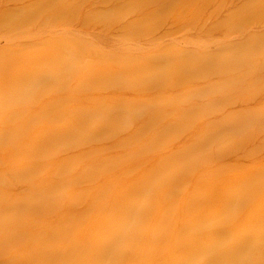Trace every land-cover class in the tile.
Listing matches in <instances>:
<instances>
[{
  "label": "rangeland",
  "instance_id": "1",
  "mask_svg": "<svg viewBox=\"0 0 264 264\" xmlns=\"http://www.w3.org/2000/svg\"><path fill=\"white\" fill-rule=\"evenodd\" d=\"M21 1L0 12V264H90V232L106 237L113 221L137 236V253L115 264H148L198 218L206 178L225 186L256 170L264 179V0H139L140 19L124 29L117 24L135 19L130 5L104 13L90 0ZM73 33L104 40L76 53L61 41ZM198 33L199 43L185 44ZM132 96L146 97L126 101ZM62 127L74 136L16 178L27 141ZM185 157L177 170H160ZM16 238L22 243L7 241Z\"/></svg>",
  "mask_w": 264,
  "mask_h": 264
},
{
  "label": "bare ground",
  "instance_id": "2",
  "mask_svg": "<svg viewBox=\"0 0 264 264\" xmlns=\"http://www.w3.org/2000/svg\"><path fill=\"white\" fill-rule=\"evenodd\" d=\"M20 1L21 0H0V12L2 14L12 12L13 9L9 8V6ZM20 4L23 16L17 18V21H19L20 26H24L28 21V12H26L27 10L24 7L29 4L25 5L22 1ZM129 5L133 9L132 16L135 19L118 23V29L134 26L140 19L142 4L139 0H90L89 3L91 9L101 8L104 13L115 12ZM148 14L149 12L145 13V15ZM1 18L5 19L4 16ZM9 19H11V17ZM216 30L217 26L211 25L208 28H203L201 31L203 33L202 35L204 36L206 34L204 37H207ZM26 34H29V32ZM199 34L200 33H198V36L196 34L198 38L190 39L191 41H187L185 44L194 46L199 43L198 41L204 38L203 36H199ZM105 36L108 37V35ZM110 38L109 36V39ZM12 39L13 37L11 36H4V40L7 44H12ZM103 40L104 39L101 40L100 36L97 35H90V40L82 39L76 36V33H73V35L68 38H61V41L66 42V45L74 44L76 48L80 47V50L76 49V53H84L85 47H92L95 45L93 42H97L98 44V42ZM104 42L106 44L107 41ZM183 50L184 53L189 52L187 47H184ZM1 51L2 50H0V52ZM71 57H73V55H71ZM58 61L60 63L63 62L62 59ZM128 71L130 72L129 74L135 75L139 73V68H130ZM109 72L113 73L114 71L112 72L110 70ZM124 74L126 73L124 72ZM259 74H263L264 76V71H259ZM260 77H262V75H260ZM218 81L220 80L218 79ZM213 84L212 81L208 82V86ZM162 90L163 89L159 88L157 92L161 93L160 91ZM183 92L184 91L181 93ZM147 94L148 96L156 95L151 93ZM143 97L132 96L126 99V101L135 102ZM60 99L61 98H56V100ZM221 100L223 99L220 96L214 99H208L205 103H195L187 110L178 112L177 115L187 116L192 111L199 109L207 110L209 106H215L219 102H222ZM240 111L249 113L252 111V107L241 109ZM212 119V123H216L220 119V116H214ZM46 130L41 140L32 138L27 141V147H23V150L17 153V159L14 161V168L18 171L16 173V178L25 179V176L27 177V173L30 170L29 167L31 163L33 168L36 169L44 166L47 161L45 160V155L52 150L58 149V145L67 142L66 139L68 137L72 138L75 133L74 130H67L63 127L55 131L49 129V131H53L55 134H50L48 129ZM18 147L21 146H17V148ZM31 157L32 159H30ZM66 160L67 158L61 159V161ZM171 161L172 162L164 165L160 170L165 171L172 165L173 168L177 170L188 161V158H176ZM7 170L10 172V168H7ZM246 171L244 172L245 174L239 175L240 177L237 176L238 178H235L225 186L212 184L209 182V178H206L209 185L203 184L202 187L209 191L204 192L203 196L196 203V205L199 206L198 218H195L194 214H191L183 223L185 230L183 240L167 245L163 256H146L148 264H264V179L261 178L260 172L256 170ZM61 183L63 182L56 181L50 183L52 184L50 189L56 188ZM138 184L144 186L145 183L141 182ZM136 188L141 191L139 186ZM133 205L134 209L141 206L137 201L133 202ZM85 212L83 211L76 215L82 216ZM134 214L140 216V212ZM72 217L70 215V218ZM119 225L121 224L117 221H113L110 227L107 224L103 230L106 237L102 238L94 237L91 235L93 231L90 232V241L93 240V246L90 251V264H115L124 258H128L129 255L137 253V236H132L128 230ZM88 236L89 235H85V238H88ZM7 241L10 245L22 243L18 238L12 240L8 239ZM143 241L151 243V239L149 238H143ZM155 241H157V239ZM143 247H145V245ZM147 247L152 248L149 246Z\"/></svg>",
  "mask_w": 264,
  "mask_h": 264
}]
</instances>
